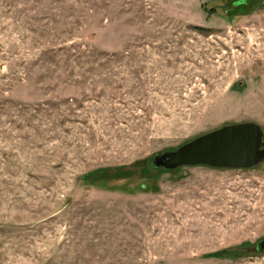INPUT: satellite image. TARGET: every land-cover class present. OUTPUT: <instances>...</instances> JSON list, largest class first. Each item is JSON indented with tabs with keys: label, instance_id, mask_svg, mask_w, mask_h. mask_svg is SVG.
Here are the masks:
<instances>
[{
	"label": "rangeland",
	"instance_id": "1",
	"mask_svg": "<svg viewBox=\"0 0 264 264\" xmlns=\"http://www.w3.org/2000/svg\"><path fill=\"white\" fill-rule=\"evenodd\" d=\"M264 129V0H0V264H264V161L155 169Z\"/></svg>",
	"mask_w": 264,
	"mask_h": 264
},
{
	"label": "water",
	"instance_id": "2",
	"mask_svg": "<svg viewBox=\"0 0 264 264\" xmlns=\"http://www.w3.org/2000/svg\"><path fill=\"white\" fill-rule=\"evenodd\" d=\"M264 161V129L255 121L224 124L187 141L175 149L154 155L155 169L174 170L181 166L249 169ZM264 252V238L255 247Z\"/></svg>",
	"mask_w": 264,
	"mask_h": 264
},
{
	"label": "trees",
	"instance_id": "3",
	"mask_svg": "<svg viewBox=\"0 0 264 264\" xmlns=\"http://www.w3.org/2000/svg\"><path fill=\"white\" fill-rule=\"evenodd\" d=\"M244 3H246L247 2V0H242Z\"/></svg>",
	"mask_w": 264,
	"mask_h": 264
}]
</instances>
